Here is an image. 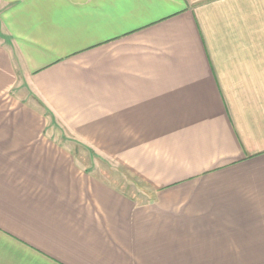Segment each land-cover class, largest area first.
I'll use <instances>...</instances> for the list:
<instances>
[{
  "label": "crops",
  "instance_id": "obj_1",
  "mask_svg": "<svg viewBox=\"0 0 264 264\" xmlns=\"http://www.w3.org/2000/svg\"><path fill=\"white\" fill-rule=\"evenodd\" d=\"M0 264H264V0H0Z\"/></svg>",
  "mask_w": 264,
  "mask_h": 264
},
{
  "label": "rangeland",
  "instance_id": "obj_2",
  "mask_svg": "<svg viewBox=\"0 0 264 264\" xmlns=\"http://www.w3.org/2000/svg\"><path fill=\"white\" fill-rule=\"evenodd\" d=\"M85 155H81V160L82 167L85 168L86 172L88 171L92 174H114L118 178L128 176L129 180H131L132 175L120 165L110 161L104 162L103 160H98L97 158H93V160L91 159L90 161L88 155L86 153ZM131 181L135 184L134 178Z\"/></svg>",
  "mask_w": 264,
  "mask_h": 264
}]
</instances>
